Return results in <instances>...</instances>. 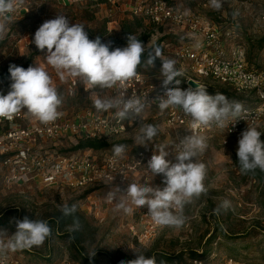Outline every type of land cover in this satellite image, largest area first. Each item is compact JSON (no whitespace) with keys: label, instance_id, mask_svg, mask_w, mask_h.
<instances>
[{"label":"rangeland","instance_id":"obj_1","mask_svg":"<svg viewBox=\"0 0 264 264\" xmlns=\"http://www.w3.org/2000/svg\"><path fill=\"white\" fill-rule=\"evenodd\" d=\"M138 1L147 0H22L10 15V22L0 38V93L6 95L10 91V73L2 74L10 65H37L45 67L51 75L69 115H76L86 108L97 112L89 99L90 91L85 90L76 78L61 81L55 70L44 63V52L37 49L32 40L45 21L64 15L70 25L83 24L90 40L99 36L103 43L111 42L110 50L126 47L129 34L139 40L147 36L142 42L145 52L160 47L163 58L174 59V50L183 39L172 25L157 27L147 21L146 25H133L128 35L123 33V23H133L131 19L135 16L132 10ZM170 1L180 9L199 12L221 24L235 19L237 42L246 49L249 67L260 69L264 66V46L259 45L264 39V0H229L219 10L203 8L202 0ZM157 59L160 62L153 68H146L143 63L139 68L155 73L162 82V62ZM178 67L187 69L186 65L176 63ZM188 76L205 86L210 95L222 93L229 100L241 102L244 107L254 106L253 99L237 94L229 87L210 79L197 78L192 73ZM182 78L179 77L181 83L178 86L186 90L188 87ZM75 80L78 82L76 94L69 97L67 89ZM101 95L105 98L110 96V90L105 89ZM159 114L153 111L146 116V124L156 125L159 129L151 142L137 145L135 137L139 128L127 141L135 150L157 152L161 145H168L166 150L171 153L176 135L165 127L164 118ZM256 128L262 133L261 141H264V118ZM240 138L223 146L220 137H215L207 142V149L197 157L207 167L205 185L208 194L194 198L185 208L188 220L180 229L163 227L146 237L136 208L133 206V212L127 215L116 211L115 206L105 204V191L95 196L89 191L11 185L5 181L6 170L0 166V230H7L11 235L15 232V219L25 217L49 222L53 235L43 246L14 253L33 264H61L64 261L72 264H121L136 258L135 248L146 256H155L157 264H189L194 257L208 258L207 264H222L224 257L242 263L264 264V172L257 169L254 173L242 174L237 156ZM223 200L230 201L231 207L219 214L214 213ZM65 204L76 205L68 226L61 222L60 208ZM74 219L79 222V230L70 231ZM88 251H96V255L90 259Z\"/></svg>","mask_w":264,"mask_h":264},{"label":"clouds","instance_id":"obj_2","mask_svg":"<svg viewBox=\"0 0 264 264\" xmlns=\"http://www.w3.org/2000/svg\"><path fill=\"white\" fill-rule=\"evenodd\" d=\"M21 2L0 0V38L10 22V15ZM210 3L214 9L219 10L221 7V0H210ZM32 43L44 52V63L55 70L61 81L76 78L85 86V90L90 91L89 99L97 112L115 109V116L121 121L139 120V133L135 137L137 145H147L157 136L159 129L156 125L142 122V114L150 104L139 97L126 98L124 84L137 76V69L142 63L147 68H153L157 58L162 62L160 74L165 91L154 100L158 101L161 113L167 109L182 110L191 117L192 129L215 126L229 130L230 125L243 120L246 109L241 102L229 100L222 93L210 95L206 87L199 84L195 89L189 87L182 90L178 87L183 72L176 68L174 59L163 58L160 47L149 49L146 60H142L145 45L135 35H128L126 47L110 50L111 42L103 43L99 36L90 40L83 24L70 25L68 18L58 15L38 28ZM9 73L12 81L10 91L6 95L0 93V119L12 120L16 114L26 111L41 124L48 125L63 115L59 109L64 98L45 67L36 65L25 69L10 65ZM105 89H114L115 95L103 97L101 93ZM261 135L256 127L250 125L241 133L237 156L242 174L254 173L257 169L264 172V141H261ZM167 147L161 145L147 162L152 178L163 176V188L132 180L126 191L122 192L116 186L106 196L108 200L116 201V211L127 215L133 212V206L138 209L147 207L148 215L157 225L180 229L188 220L184 214L185 208L194 198L199 199L208 194L205 185L207 167L204 162L197 160L208 145L206 138L200 135L182 137L171 153L175 162L167 159L170 155ZM126 151L127 145L112 146L115 158H125ZM230 207V201L223 200L214 213L219 214ZM60 211L65 217L72 216L76 212V205L65 204ZM14 223L15 232L11 235L7 230H0V264H6L11 254L43 246L53 235L51 225L44 219L29 220L25 217L22 220L15 219ZM69 230H79L78 220L74 219ZM135 252V259L122 261L121 264H157L155 256H146L138 248H135ZM87 255L91 259L96 251H88Z\"/></svg>","mask_w":264,"mask_h":264},{"label":"built area","instance_id":"obj_3","mask_svg":"<svg viewBox=\"0 0 264 264\" xmlns=\"http://www.w3.org/2000/svg\"><path fill=\"white\" fill-rule=\"evenodd\" d=\"M228 1L221 0V5ZM202 7L212 8L210 0H202ZM132 15L157 27L172 25L179 30L183 40L173 54L179 66H187V69H178L183 72L182 77L186 80L184 84L188 88L191 87L189 81L193 80L188 75L192 73L197 78L210 79L254 101V106L244 107L246 111L243 120L230 125L229 130L215 126L192 129L191 117L182 110L167 109L163 113L159 110L158 101L154 99L162 95L165 89L155 73L137 71V76L124 84L126 98L139 97L150 104L142 114L144 124L150 112L157 111L163 116L165 127L176 135L171 153L179 140L189 134L203 136L207 142L220 137L221 144L227 146L232 139L241 137L248 125L257 127L260 124L264 118V66L260 69L249 67L246 49L237 42L238 25L235 19L228 24H221L220 21L199 12L180 9L170 0L138 1ZM77 86L76 80L70 84L67 89L69 97L76 94ZM173 86L175 85L169 87ZM109 90L110 95H115L114 89ZM90 109L69 115L62 105L59 111L63 115L48 125L41 124L35 117L26 114V111L16 114L12 120L0 119V166L6 170L5 181L18 186L37 185L44 188L89 191L95 196L101 191L107 194L116 186L124 192L132 180L163 188L164 184H160L163 176L160 175L162 179L158 175L152 178L147 169V162L154 151L135 150L127 143L139 128L140 121H121L116 118L115 109L107 112ZM87 139L127 145L125 158H115L112 149L72 151L82 140ZM171 153L167 159L175 162ZM106 194L105 204L114 207L116 201L108 200ZM136 213L144 236H152L163 228L148 215L147 207L136 208ZM208 260L206 257H194L189 264H207ZM221 262L252 264L242 263L231 257H224ZM6 264L33 263L11 254ZM61 264L72 263L64 261Z\"/></svg>","mask_w":264,"mask_h":264},{"label":"trees","instance_id":"obj_4","mask_svg":"<svg viewBox=\"0 0 264 264\" xmlns=\"http://www.w3.org/2000/svg\"><path fill=\"white\" fill-rule=\"evenodd\" d=\"M131 20H132L133 23H129L128 21L123 23V27H122L123 28V33L126 34V35L129 34V32L131 31L133 25L138 27V26H141V24H145L146 25V22H147V20H145L143 18H138V17H134ZM150 25H152V24H150ZM147 38L148 37L145 36L140 41L141 42H145ZM259 45H260V47L264 46V39L261 42H259ZM111 50H114V49H111ZM147 52L148 51H146L144 53V56L142 57V60H146ZM159 62L160 61L158 59L155 60V63H159ZM28 67H29V65L24 66L23 68L27 69ZM142 70H144V69H140L139 67L137 69V71H142ZM7 73H9V68L5 69L2 74L4 76ZM182 79H183V83H185V81H186L185 78H182ZM113 145H117V144H108V143L99 142V141L93 140V139H87V140H82L80 142V145L77 148L72 149V151H79V150L106 151V150L112 149ZM71 220H72V217L70 218V216H67V217L63 216L61 218V222H62V224H64V226H68L69 224H71V222H72Z\"/></svg>","mask_w":264,"mask_h":264},{"label":"water","instance_id":"obj_5","mask_svg":"<svg viewBox=\"0 0 264 264\" xmlns=\"http://www.w3.org/2000/svg\"><path fill=\"white\" fill-rule=\"evenodd\" d=\"M200 85V84H199ZM189 86H191L193 89H195L198 86V83L194 80L189 81Z\"/></svg>","mask_w":264,"mask_h":264}]
</instances>
